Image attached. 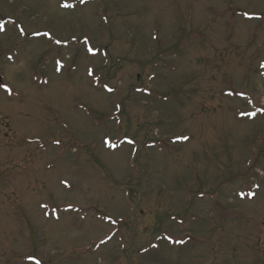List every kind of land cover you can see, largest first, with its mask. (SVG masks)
<instances>
[{"label": "rangeland", "instance_id": "rangeland-1", "mask_svg": "<svg viewBox=\"0 0 264 264\" xmlns=\"http://www.w3.org/2000/svg\"><path fill=\"white\" fill-rule=\"evenodd\" d=\"M0 26V264H264V0Z\"/></svg>", "mask_w": 264, "mask_h": 264}, {"label": "snow or ice", "instance_id": "snow-or-ice-1", "mask_svg": "<svg viewBox=\"0 0 264 264\" xmlns=\"http://www.w3.org/2000/svg\"><path fill=\"white\" fill-rule=\"evenodd\" d=\"M65 7H70V5H65ZM0 30H2V26H0Z\"/></svg>", "mask_w": 264, "mask_h": 264}]
</instances>
